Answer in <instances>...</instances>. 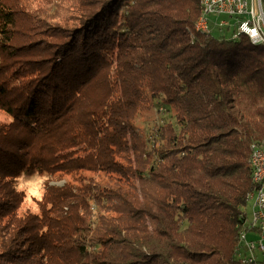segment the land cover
I'll use <instances>...</instances> for the list:
<instances>
[{"label":"trees","instance_id":"16d2710c","mask_svg":"<svg viewBox=\"0 0 264 264\" xmlns=\"http://www.w3.org/2000/svg\"><path fill=\"white\" fill-rule=\"evenodd\" d=\"M51 3L66 9L54 17L41 9ZM200 11L199 0H0L11 118L0 123V264H243L264 45L196 30ZM160 97L174 117L149 148L134 121ZM78 146L90 153L74 157ZM66 168L107 181L47 185L39 212L21 211L20 176Z\"/></svg>","mask_w":264,"mask_h":264},{"label":"rangeland","instance_id":"374dc122","mask_svg":"<svg viewBox=\"0 0 264 264\" xmlns=\"http://www.w3.org/2000/svg\"><path fill=\"white\" fill-rule=\"evenodd\" d=\"M67 3L68 2L65 1L64 4L67 5ZM37 5L38 3L32 2L30 6L33 8H36ZM41 9L48 11L50 14L54 15V17H59L65 11L66 6L65 7H62L60 5L56 6L54 3H51L48 7L43 6ZM224 19H227L228 23H230L231 26L229 29H227L226 27H223V29H225V31L233 29L232 31L234 34L235 31L237 30L238 22L233 18L228 19L224 17ZM210 24L212 25L214 30H217V27H215L212 24V22ZM233 34H232V37H233ZM168 109H170V106L169 105L167 106V104L164 102V100L161 97L157 98L151 102V105L148 108L140 112L134 121V126L139 132L143 134L144 138L147 141V145L149 146V148L151 147V145H153L152 140L155 139L156 129L160 125H162L164 121L166 120H170L171 122L173 121V117H174L173 112L171 109L170 110ZM10 121H11V118L7 114H5L4 111L0 110V123H9ZM255 141L257 140H253L252 142H255ZM257 142H263V141H257ZM251 143L249 146L250 154H251ZM72 149L73 150L71 152L74 157H82L90 153V150H85V151L82 150V146H78ZM66 161L67 159L65 157H60L61 164H65ZM250 163H251V160H250ZM67 171H68V168H66L65 171L63 172H56L55 176L53 177L48 176L45 173H39V172H30V173H26L20 176L16 181V185L18 189L22 190V192L24 193L21 211H29L31 213L39 212V201H41L43 194H44V190L46 189L47 185L61 186L66 183L69 185H75L77 183L76 181L77 179L75 180V178L78 175H82V176L84 175L85 177H88V178L91 177L92 180L99 185H103L107 181L106 176L99 172L93 173L87 170H80L76 172L75 171L67 172ZM95 210L96 209H94V211ZM246 213H247L246 214L247 216L245 220V226L239 234V239L242 237L243 231H244L243 233L247 234L248 231L250 232L252 230H255L254 228H251V225L249 224V221H248L250 213H251L249 196L247 197ZM254 254H255V257H254L253 263L244 262L242 260L243 257L239 259L236 254L235 256L243 264H264V260H263L264 253H261V252L258 253V251L255 250ZM248 255L249 253L243 250V256H248Z\"/></svg>","mask_w":264,"mask_h":264},{"label":"built area","instance_id":"2783aa9c","mask_svg":"<svg viewBox=\"0 0 264 264\" xmlns=\"http://www.w3.org/2000/svg\"><path fill=\"white\" fill-rule=\"evenodd\" d=\"M208 16L212 24L219 29L230 25L224 17L235 19L238 25L233 37L240 33L248 36V32H255L256 38L264 41V11L261 0H210ZM208 29H213L212 25ZM256 158H262V169L259 172L262 183L261 201L256 205L255 211L250 213L251 228L255 230L244 233V243L239 248L249 253L250 263L254 262L255 250L264 253V233H257L258 224L264 223V143H258Z\"/></svg>","mask_w":264,"mask_h":264},{"label":"bare ground","instance_id":"6f19581e","mask_svg":"<svg viewBox=\"0 0 264 264\" xmlns=\"http://www.w3.org/2000/svg\"><path fill=\"white\" fill-rule=\"evenodd\" d=\"M199 1H200V6H201V11L195 22V29L200 32L208 33L212 30V29H208V28H211V24H210L211 19L208 16L210 12V0H199ZM200 25H204V27H200ZM248 36L252 43L264 45V41H262V39L256 38L255 32H248ZM258 143H264V141L263 142L255 141L251 143L250 160L252 164V180L255 185L254 190L251 192V194H249L251 211H255L256 205L260 204L261 195H262V183H261V178H260V173H259L260 170L262 169V158H256V150H257ZM248 221H249V224L251 225L250 216H249ZM243 232H242V237L240 238L241 244L239 248H241V246L244 243V233ZM257 233H264V223L258 224ZM236 255L238 256L239 259L243 257L242 260L244 262L250 263V257L243 256V250H238Z\"/></svg>","mask_w":264,"mask_h":264}]
</instances>
